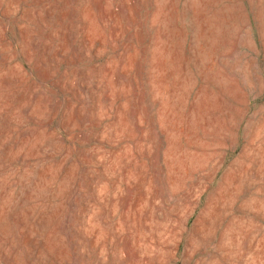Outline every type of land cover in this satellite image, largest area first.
<instances>
[{"label":"rangeland","instance_id":"374dc122","mask_svg":"<svg viewBox=\"0 0 264 264\" xmlns=\"http://www.w3.org/2000/svg\"><path fill=\"white\" fill-rule=\"evenodd\" d=\"M0 264H264V0H0Z\"/></svg>","mask_w":264,"mask_h":264},{"label":"bare ground","instance_id":"6f19581e","mask_svg":"<svg viewBox=\"0 0 264 264\" xmlns=\"http://www.w3.org/2000/svg\"><path fill=\"white\" fill-rule=\"evenodd\" d=\"M86 7V6H85ZM64 9V8H63ZM7 30V29H6ZM80 85V84H79ZM80 88V87H79ZM53 96V95H52ZM58 97V96H57ZM67 97H68V95H67ZM72 98V97H71ZM70 98V99H71ZM72 101V100H71ZM74 102V101H73ZM66 103V102H65ZM66 108V107H65ZM59 218V217H58ZM21 240V239H20ZM67 240V239H66ZM68 247V246H67ZM36 250V249H35ZM36 255V254H35ZM47 256V255H46ZM70 258V257H69ZM52 259V258H51ZM109 259V258H108ZM25 260V259H24ZM30 260V259H29ZM26 263V262H25ZM49 263V262H48ZM55 263V262H54Z\"/></svg>","mask_w":264,"mask_h":264}]
</instances>
